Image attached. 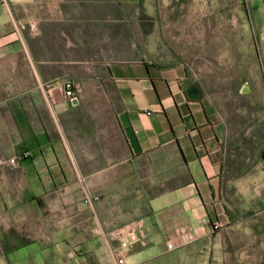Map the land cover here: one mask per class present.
Listing matches in <instances>:
<instances>
[{"label": "crops", "instance_id": "1", "mask_svg": "<svg viewBox=\"0 0 264 264\" xmlns=\"http://www.w3.org/2000/svg\"><path fill=\"white\" fill-rule=\"evenodd\" d=\"M147 2L0 0V264H117L131 233V264H264V205H230L227 124L190 66L106 46Z\"/></svg>", "mask_w": 264, "mask_h": 264}, {"label": "rangeland", "instance_id": "2", "mask_svg": "<svg viewBox=\"0 0 264 264\" xmlns=\"http://www.w3.org/2000/svg\"><path fill=\"white\" fill-rule=\"evenodd\" d=\"M255 7V0H148L125 12L126 42L106 45L190 66L227 124L225 192L244 213L264 205L247 194L252 185L264 192V29ZM123 15L109 13L111 31H120Z\"/></svg>", "mask_w": 264, "mask_h": 264}, {"label": "built area", "instance_id": "3", "mask_svg": "<svg viewBox=\"0 0 264 264\" xmlns=\"http://www.w3.org/2000/svg\"><path fill=\"white\" fill-rule=\"evenodd\" d=\"M63 85L67 97L70 99H76L77 98L76 84L73 81L67 80L64 81ZM10 160L11 162H16L18 160V157H12ZM91 197L92 196H90L89 198ZM135 240H136V235H134L133 233H131L130 236L128 237L120 238V243L115 248L117 264H131L130 261L128 260L126 250Z\"/></svg>", "mask_w": 264, "mask_h": 264}, {"label": "water", "instance_id": "4", "mask_svg": "<svg viewBox=\"0 0 264 264\" xmlns=\"http://www.w3.org/2000/svg\"><path fill=\"white\" fill-rule=\"evenodd\" d=\"M243 91H244V92L248 91V87H244V88H243Z\"/></svg>", "mask_w": 264, "mask_h": 264}, {"label": "trees", "instance_id": "5", "mask_svg": "<svg viewBox=\"0 0 264 264\" xmlns=\"http://www.w3.org/2000/svg\"><path fill=\"white\" fill-rule=\"evenodd\" d=\"M263 157H264V150H263Z\"/></svg>", "mask_w": 264, "mask_h": 264}]
</instances>
